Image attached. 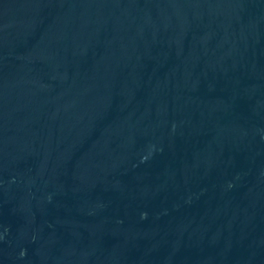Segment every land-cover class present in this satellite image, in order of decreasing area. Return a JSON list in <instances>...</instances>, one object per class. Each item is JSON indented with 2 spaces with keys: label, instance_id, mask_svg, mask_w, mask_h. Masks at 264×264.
Segmentation results:
<instances>
[{
  "label": "water",
  "instance_id": "95a60500",
  "mask_svg": "<svg viewBox=\"0 0 264 264\" xmlns=\"http://www.w3.org/2000/svg\"><path fill=\"white\" fill-rule=\"evenodd\" d=\"M0 264H264V0H0Z\"/></svg>",
  "mask_w": 264,
  "mask_h": 264
}]
</instances>
